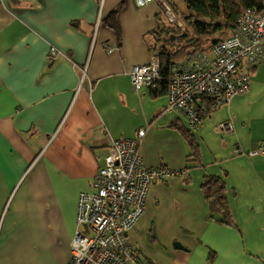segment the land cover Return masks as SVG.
Here are the masks:
<instances>
[{
    "label": "crops",
    "instance_id": "0c3cea01",
    "mask_svg": "<svg viewBox=\"0 0 264 264\" xmlns=\"http://www.w3.org/2000/svg\"><path fill=\"white\" fill-rule=\"evenodd\" d=\"M118 7L120 41L104 22ZM162 16L133 0H0V264H67L79 194L111 141L143 129V165L185 173L149 187L127 235L138 256L264 264V154L249 155L264 141V63L246 94L191 128L166 110L167 93L135 91L129 79L154 54ZM225 121L233 130L223 134ZM207 176L225 182L230 225L210 214Z\"/></svg>",
    "mask_w": 264,
    "mask_h": 264
},
{
    "label": "built area",
    "instance_id": "2783aa9c",
    "mask_svg": "<svg viewBox=\"0 0 264 264\" xmlns=\"http://www.w3.org/2000/svg\"><path fill=\"white\" fill-rule=\"evenodd\" d=\"M137 7H159L170 24L182 23L168 0H133ZM110 51V50H109ZM56 54L51 49V55ZM264 63V12L248 8L236 21L235 29L213 45L209 51L190 56L173 65L167 76V108L184 116L191 128H197L202 117L225 106L250 88L251 72ZM132 87L150 90L164 82L158 55L152 54L145 65L132 66ZM223 134L233 130L232 123L219 126ZM137 139L112 140L105 165L91 181V189L78 197L76 231L71 241L67 264H151L129 245L127 235L145 214L146 194L151 184L184 174L164 167L143 165ZM264 154V141L249 155Z\"/></svg>",
    "mask_w": 264,
    "mask_h": 264
},
{
    "label": "trees",
    "instance_id": "16d2710c",
    "mask_svg": "<svg viewBox=\"0 0 264 264\" xmlns=\"http://www.w3.org/2000/svg\"><path fill=\"white\" fill-rule=\"evenodd\" d=\"M168 1L170 3V0ZM182 3L186 7V13L183 16L185 26L191 30L192 35L189 36L187 30L183 32L177 25L170 24L165 17L159 18L153 53L159 57L164 82L151 90L154 96L167 93L166 79L173 65L187 61L190 56H196L199 52L209 51L213 45L221 42L235 29L236 21L244 10L253 8L264 12V0H182ZM170 5L172 6L171 3ZM119 11L120 7L104 19L118 41L121 39L116 21ZM166 37L174 41L177 38L181 45L178 44L173 50L167 49L162 45ZM210 114H204L202 120ZM183 136L188 140L189 148L193 150L192 154L196 155L194 136L187 131ZM201 193L210 207L211 216L217 218L220 223L230 225L232 217L227 204L223 179L218 176H207L201 186Z\"/></svg>",
    "mask_w": 264,
    "mask_h": 264
},
{
    "label": "rangeland",
    "instance_id": "374dc122",
    "mask_svg": "<svg viewBox=\"0 0 264 264\" xmlns=\"http://www.w3.org/2000/svg\"><path fill=\"white\" fill-rule=\"evenodd\" d=\"M170 3L172 4V7L176 8L177 17L179 18L180 22L182 23V27H180L181 30H183V32H186V30H187L188 33L190 34L189 36H191L192 32H191V30L186 28L184 18H183L184 14L186 13V7L183 6L182 0H170ZM178 44L181 45V43L179 42V40L177 38H175V41H174V40H170V37H166L165 41L163 42L162 45L164 47H166L167 49L173 50L178 46Z\"/></svg>",
    "mask_w": 264,
    "mask_h": 264
}]
</instances>
